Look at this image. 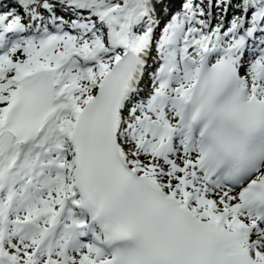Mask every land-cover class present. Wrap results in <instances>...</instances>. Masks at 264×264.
I'll return each mask as SVG.
<instances>
[{
	"label": "snow or ice",
	"instance_id": "obj_1",
	"mask_svg": "<svg viewBox=\"0 0 264 264\" xmlns=\"http://www.w3.org/2000/svg\"><path fill=\"white\" fill-rule=\"evenodd\" d=\"M163 3L0 11V264H264V0Z\"/></svg>",
	"mask_w": 264,
	"mask_h": 264
},
{
	"label": "bare ground",
	"instance_id": "obj_2",
	"mask_svg": "<svg viewBox=\"0 0 264 264\" xmlns=\"http://www.w3.org/2000/svg\"><path fill=\"white\" fill-rule=\"evenodd\" d=\"M180 1L181 0H164V3L163 4H159L157 5V16L156 18L158 19L159 21V24L158 26L155 28V33H157V31L159 30V26L166 20V18L169 16V13L170 11H172L174 8H177L176 6L178 4H180ZM205 1H208V0H205ZM179 6V5H178ZM213 11V14L216 15L217 14V11L216 9H212ZM235 10H232V9H229L227 14H226V21L227 20H230L233 13H234ZM220 18V16H219ZM216 20H215V17L212 21L213 24H215ZM156 35V34H155ZM153 50V49H152ZM157 56H154L153 53L151 52V54L149 55L148 57V60H147V71H149L151 69V66H155L157 67L158 66V61L156 59ZM151 65V66H150ZM150 66V67H148ZM156 69V68H155ZM146 71V74L144 76V79L142 80L141 84H140V88H141V91H144L146 90V85L149 84L150 85V82H151V79L149 77V74L148 72Z\"/></svg>",
	"mask_w": 264,
	"mask_h": 264
},
{
	"label": "rangeland",
	"instance_id": "obj_3",
	"mask_svg": "<svg viewBox=\"0 0 264 264\" xmlns=\"http://www.w3.org/2000/svg\"><path fill=\"white\" fill-rule=\"evenodd\" d=\"M181 2V1H180ZM233 2L235 3V0H233ZM207 3H208V1H205L204 0V4L205 5H207ZM179 5V6H178ZM176 7H180V4H178ZM177 9V8H176ZM179 9V8H178ZM232 10H235L234 8L232 9ZM216 11H217V14L216 15H214V17H215V20L216 19H219V10L218 9H216ZM70 13H68V14H66V16H65V19H69L70 18ZM85 15H86V13H85ZM171 15H172V11H170V13H169V16L166 18V20L159 26V30L157 31V33H155L156 34V36L158 37L159 35H158V33L160 34V32H161V30H162V28L164 27V26H162L164 23L166 24L167 23V21L170 19V17H171ZM61 16V15H60ZM74 18V17H73ZM216 23V22H215ZM162 26V27H161ZM152 53H153V55L154 56H157V53H156V50H155V48H153V50H152ZM150 87V89H151V87L152 86H150L149 84H147L146 85V90H144V91H141V93H140V96L141 97H146L147 96V94H148V92L150 91V90H148V88Z\"/></svg>",
	"mask_w": 264,
	"mask_h": 264
}]
</instances>
